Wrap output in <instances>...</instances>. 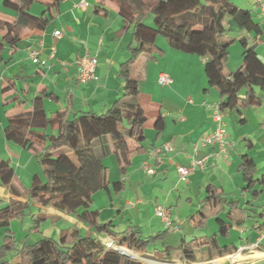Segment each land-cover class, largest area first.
<instances>
[{"label": "crops", "instance_id": "1", "mask_svg": "<svg viewBox=\"0 0 264 264\" xmlns=\"http://www.w3.org/2000/svg\"><path fill=\"white\" fill-rule=\"evenodd\" d=\"M12 1L19 3L20 0ZM81 2L35 0L30 9L31 14L45 16L48 20L45 29H38L22 25L18 12L7 8L0 0V20L13 24L20 37L18 43L10 45L5 41L6 29L0 27V162L9 163L12 169L11 184L21 192L18 197L9 186L0 182V198L5 203L13 199L28 202L33 176L41 174L34 156L38 145L34 144L31 149L6 139L5 129L10 121L30 116L38 97L42 99L49 117L56 118L61 114L69 118L84 113L104 114L124 92L120 67L131 57V49L137 47L141 40L134 39L131 25L121 17L117 4L112 0H87V7H82ZM258 13L264 20L261 8H258ZM259 23L263 30V42L256 51L264 61V22ZM57 31L62 33L61 38L54 36ZM239 34L240 39L247 37L250 42L254 39L252 33L240 31ZM156 43L161 54L155 53L154 59L145 52L132 70L142 90L140 103L147 121L142 140L136 142L134 138H129L128 144L132 150H141L133 158L126 176L121 174L114 156L113 164L104 161L109 168L110 185L123 182L125 188L120 193L111 189L107 193L109 204L102 205L104 203L101 202L94 210H99L101 222L112 221L115 229H120L118 231L134 227L144 237L165 232L164 239L158 240L154 247L158 250L172 249L173 263L264 264V227L262 230L256 229L264 224V219L258 218L249 220L242 228H234L227 238L217 236L222 246L236 245L238 252L235 254L211 260L207 253L201 251L197 252L195 263L184 261L180 256V246L184 240L218 235L221 223L227 221L225 214H222L204 228L195 226L193 216L199 210L209 184L217 186L243 207L263 205L264 192H260L257 199L242 192L244 183L239 172L242 155L247 154L254 160L256 158L248 150L239 149L245 140L240 127L229 124L226 129L234 144L228 158L216 146L201 145L202 138L216 129L214 113L219 104V95L210 88L204 72L207 58L182 52L175 39L159 36ZM54 49L55 54L52 56ZM32 50L38 52L37 62L30 59ZM235 54L238 59V49H235ZM85 55L97 57L99 63L96 79L81 83L79 61ZM242 55L243 52L239 60ZM43 61L45 64H42ZM234 64L236 61L229 63L231 70ZM161 74L168 75L172 84L161 85ZM160 115L165 119V126L158 134L156 120ZM227 118L224 113L225 125ZM58 133L57 125L48 129L50 135L57 136ZM165 144H170L173 151L152 155L154 149ZM193 157H208L206 165L189 171L182 178L179 167H190ZM145 165L154 169L155 173L149 174ZM100 192L94 194V202L102 198ZM32 206L36 219L40 218L41 223L50 222L49 228H41L39 222L42 234L31 232L29 225L32 218L27 217L0 226V237L3 238L9 230L18 245L22 246L42 237L58 240L66 232L73 238L76 234L85 235L88 231L83 222L71 215L35 203ZM158 206L171 210V228H167L157 217L155 210ZM154 247L145 254L153 255ZM124 251L131 254L128 250ZM131 255L135 258L141 256Z\"/></svg>", "mask_w": 264, "mask_h": 264}, {"label": "trees", "instance_id": "2", "mask_svg": "<svg viewBox=\"0 0 264 264\" xmlns=\"http://www.w3.org/2000/svg\"><path fill=\"white\" fill-rule=\"evenodd\" d=\"M34 1L20 0L16 3L3 0V4L18 12L22 25L45 29L48 26L47 18L34 16L30 12ZM112 1L117 4L121 17L131 25L134 39L141 40L137 47L131 49V57L120 67L123 94L104 114L84 113L72 118L65 114L49 117L42 99L38 97L30 116L13 119L5 129L6 139L11 142L31 149L34 144L38 145L34 156L41 174L33 176L28 202L13 199L5 203L0 198V226L31 217L37 224L30 231L42 234L39 231L40 218L36 219L32 206L35 203L79 219L88 231L73 238L66 232L58 240L42 237L18 246L14 234L7 230L4 238L0 237V264H146L107 248L96 235L109 236L133 255L173 263L172 249L158 250L154 247L158 240L164 239L165 232L144 237L134 227L117 231L112 221L101 222L99 210L92 209L97 191L110 193L112 189L120 193L125 188L123 182L110 185L109 168L104 161L114 156L121 174L126 176L133 158L141 150H132L128 144L129 138H134L136 142L142 140L147 121L140 103L142 90L132 70L145 52L154 59L155 53L161 54L156 43L159 36L175 39L179 43V50L184 53L207 58L204 72L210 88L219 95L222 112L235 110L241 117L239 122L244 124L245 112L264 103V61L256 51L263 42V30L252 10L240 8L231 0ZM150 16L153 17L154 26L145 22ZM0 27L6 29L5 41L8 44L14 45L20 41L13 24L0 20ZM235 31L252 33L254 39L252 42L247 37L240 39L243 55L239 68L232 71L229 67V48L235 40L227 38L229 33ZM55 125L58 126V135L48 134V129ZM164 126L165 119L160 115L156 120L158 134H161ZM247 147L252 148L253 142L249 140ZM239 172L244 183L242 192L257 199L260 194L257 186L260 184L264 187V173L260 180L256 178V162L247 154L242 155ZM11 178L9 163L0 162V182L20 197L21 192L11 184ZM248 206H241L217 186L209 184L200 208L193 216L195 226L204 228L222 214H225L227 221L221 223L218 235L184 240L180 246L181 258L195 263L197 252L201 251L207 253L211 260L237 253L236 245L222 246L217 236L227 238L234 228H242L249 220L264 219V204L254 208ZM263 227L264 224L256 229L262 230ZM152 247L155 248L154 254H145Z\"/></svg>", "mask_w": 264, "mask_h": 264}, {"label": "built area", "instance_id": "3", "mask_svg": "<svg viewBox=\"0 0 264 264\" xmlns=\"http://www.w3.org/2000/svg\"><path fill=\"white\" fill-rule=\"evenodd\" d=\"M257 3L259 4L260 8L262 9V12L264 13V0H257ZM89 3L87 0H82L81 6L82 7H87ZM54 36L56 38H61L62 33L60 31L55 32ZM55 54V49L53 50L52 56ZM30 59L33 62L38 61V52L35 50H32L29 53ZM98 58L97 57H92L89 55H85L82 57L79 61V81L81 83H87L89 81H92L96 79V70L98 66ZM42 64H45L43 61ZM172 79L166 75V74H161L159 77V83L163 86L170 85L172 84ZM214 121L216 122V129L210 133L205 135L202 138L201 145L206 147V146H216L218 147L219 151L226 157H229V153L231 149L233 148L234 144L230 140L227 130L225 128L224 124V112H222L219 108V104L215 108V113H214ZM173 151V147L170 144H165L162 147L156 148L152 151V155H160L165 152H170ZM208 157L198 159L196 157H193L190 163V167H179L178 171L179 174L182 178H185L189 171L197 168V167H204L206 165V160ZM146 170L149 174L153 175L155 173L154 169L151 167L146 166ZM155 213L157 217H159L162 222L165 224L167 228H171L173 221H172V216H171V210L166 209L164 207L158 206L156 207ZM96 235V234H95ZM99 240L107 247L111 248L117 251H124L128 250L125 247L118 246L113 239L103 237L102 235H96ZM146 264H171V263H161L156 260L150 259V258H141L139 259Z\"/></svg>", "mask_w": 264, "mask_h": 264}, {"label": "rangeland", "instance_id": "4", "mask_svg": "<svg viewBox=\"0 0 264 264\" xmlns=\"http://www.w3.org/2000/svg\"><path fill=\"white\" fill-rule=\"evenodd\" d=\"M201 1L204 2V0H201ZM231 2L240 8L247 9V10L252 9L254 11L255 20H257L258 22L259 21L264 22V20L261 19V17L259 16V13H258V8L260 9V6L258 5L257 0H231ZM146 23H148L150 25H154L153 17L152 16L148 17L146 19ZM263 28H264V26H263ZM239 33H240V31L231 32V33H229L228 38H227L228 40H235V42L232 43L230 48H229V53H230L229 63L230 62L233 63V61L235 63V61H236V64L231 66L233 71H235L236 69L239 68L240 63H241V59L239 60V58L243 52L242 46L240 44V34ZM235 49H238V59H237V57H235V55H236ZM262 51H264V45L262 46ZM227 116L229 118H227L225 120L226 124H227V125H225V128L227 127L226 129H228V127L230 126L229 124H235V126H238L243 130L242 133L245 136V140L241 142L239 149L248 150V152H251L252 154H254V156L256 158V160H255L256 170H257L256 178H258V180H260L262 174L264 173V159H263L264 158V103L260 107L251 108L245 112L244 117L246 118V122L244 124H241L239 122L241 117L235 110L227 111L226 117ZM249 140L253 142L252 148L247 147V143ZM260 140H262V142ZM113 160H114V157L110 156L106 159V163H109V161H110L113 164ZM257 187H258L260 192H262V193L264 192V187L262 185L259 184ZM100 194L102 195V198H97V201L93 202L92 209H97L98 208L97 204H101V202L104 203L102 205H108L109 204V198H108L109 196H108L107 192L101 191ZM25 219H27V218H25ZM26 223H28V222H26ZM119 223H118V227H120ZM36 224L37 223L34 222V220H31V225H29V226L34 227V225H36ZM40 224H42L41 228H43V229L49 228V226L51 225L50 222L48 224L40 222ZM26 225L28 226V224H26ZM118 230H120V229H117V231ZM4 236L5 235H3V238H4ZM2 240H1V242H2ZM125 253H128V252L125 251ZM143 257L145 258V256H143ZM136 258L141 259L142 256H136ZM217 263L218 262H215V264H217ZM171 264H180V263L174 262Z\"/></svg>", "mask_w": 264, "mask_h": 264}, {"label": "water", "instance_id": "5", "mask_svg": "<svg viewBox=\"0 0 264 264\" xmlns=\"http://www.w3.org/2000/svg\"><path fill=\"white\" fill-rule=\"evenodd\" d=\"M120 253H121L123 256H125V257H127V258H129V259H132V260H139V259L133 257L132 255L126 254L125 251H120Z\"/></svg>", "mask_w": 264, "mask_h": 264}]
</instances>
